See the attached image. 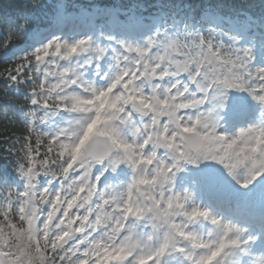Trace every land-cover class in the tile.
Instances as JSON below:
<instances>
[{
  "label": "snow or ice",
  "instance_id": "1",
  "mask_svg": "<svg viewBox=\"0 0 264 264\" xmlns=\"http://www.w3.org/2000/svg\"><path fill=\"white\" fill-rule=\"evenodd\" d=\"M44 9L0 11V264H264V16Z\"/></svg>",
  "mask_w": 264,
  "mask_h": 264
},
{
  "label": "trees",
  "instance_id": "2",
  "mask_svg": "<svg viewBox=\"0 0 264 264\" xmlns=\"http://www.w3.org/2000/svg\"><path fill=\"white\" fill-rule=\"evenodd\" d=\"M239 2L240 0H44V11L49 15L55 14L58 10L61 13H78L82 9L105 12L115 9L121 13L126 9L134 11L137 4H144L147 8L144 15L167 12L180 16L195 14L199 18L203 13L210 12L227 18L231 26L242 30L250 26V21L245 16L254 18L258 24L259 19L264 16V0H247L252 6L243 15L232 7ZM15 5L16 0H0V11H12ZM3 131L4 124L0 122V132Z\"/></svg>",
  "mask_w": 264,
  "mask_h": 264
},
{
  "label": "rangeland",
  "instance_id": "3",
  "mask_svg": "<svg viewBox=\"0 0 264 264\" xmlns=\"http://www.w3.org/2000/svg\"><path fill=\"white\" fill-rule=\"evenodd\" d=\"M205 18H207V15L205 16ZM241 192H243V190H240Z\"/></svg>",
  "mask_w": 264,
  "mask_h": 264
}]
</instances>
